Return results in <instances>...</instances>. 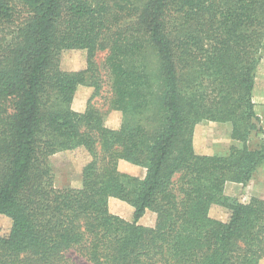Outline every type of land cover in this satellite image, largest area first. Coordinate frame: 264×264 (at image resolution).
Wrapping results in <instances>:
<instances>
[{
	"label": "trees",
	"instance_id": "obj_1",
	"mask_svg": "<svg viewBox=\"0 0 264 264\" xmlns=\"http://www.w3.org/2000/svg\"><path fill=\"white\" fill-rule=\"evenodd\" d=\"M263 50L264 0H0V264H259L264 199L224 188L264 170ZM64 51L84 52L85 69L63 71ZM80 86L93 92L75 112ZM202 122L230 126L227 154L195 152ZM74 150L81 186L57 189L49 158ZM147 211L152 227L138 224Z\"/></svg>",
	"mask_w": 264,
	"mask_h": 264
},
{
	"label": "rangeland",
	"instance_id": "obj_2",
	"mask_svg": "<svg viewBox=\"0 0 264 264\" xmlns=\"http://www.w3.org/2000/svg\"><path fill=\"white\" fill-rule=\"evenodd\" d=\"M102 55H98L101 60ZM262 62L257 70V87L253 90V103L255 113L259 117L260 126L264 130V101H260V95L264 93V50ZM60 68L63 71L73 72L83 70L86 67V55L79 51H64L60 55ZM92 89L87 86L78 87L73 102L72 109L75 112H83L87 102L91 98ZM120 114L111 112L106 118V126L111 129L118 128L120 124ZM258 136V135H257ZM253 137L254 145L258 139ZM232 142L230 139V126L228 124H217L202 122L194 128L193 146L197 154L225 155L227 154ZM88 158L80 151L58 152L49 158V166L53 174V184L57 189L79 188L81 186V172ZM118 169L121 173L142 178L145 169L136 167L125 162H120ZM225 196L247 203L251 198L264 199V170H259L247 184H237L228 182L224 188ZM109 211L127 222H132L133 208L122 201L109 199ZM212 219L225 222L228 219L229 211L218 206L212 207L209 211ZM155 222V214L147 211L139 220L138 224L143 227H152ZM11 229V221L5 216L0 215V236H6ZM259 264H264V259Z\"/></svg>",
	"mask_w": 264,
	"mask_h": 264
},
{
	"label": "crops",
	"instance_id": "obj_3",
	"mask_svg": "<svg viewBox=\"0 0 264 264\" xmlns=\"http://www.w3.org/2000/svg\"><path fill=\"white\" fill-rule=\"evenodd\" d=\"M261 62H262V60H261ZM257 74V73H256ZM257 76V75H256ZM257 79L255 78V84H254V91H255V89H256V87H257ZM260 101L262 102V100L264 101V93H263V95H260ZM255 103V102H254ZM255 108V107H254ZM232 142V141H231ZM203 155H208V154H203Z\"/></svg>",
	"mask_w": 264,
	"mask_h": 264
}]
</instances>
